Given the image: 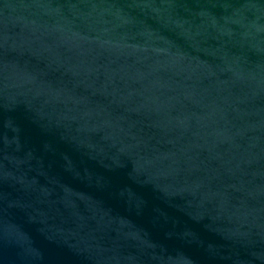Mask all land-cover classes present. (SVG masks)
<instances>
[{"label": "water", "instance_id": "95a60500", "mask_svg": "<svg viewBox=\"0 0 264 264\" xmlns=\"http://www.w3.org/2000/svg\"><path fill=\"white\" fill-rule=\"evenodd\" d=\"M0 264H264V0H0Z\"/></svg>", "mask_w": 264, "mask_h": 264}]
</instances>
